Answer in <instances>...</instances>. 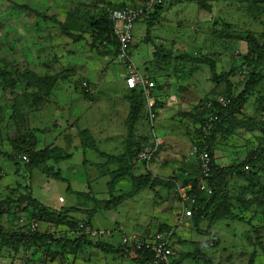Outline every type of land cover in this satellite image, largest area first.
Here are the masks:
<instances>
[{
  "label": "rangeland",
  "instance_id": "374dc122",
  "mask_svg": "<svg viewBox=\"0 0 264 264\" xmlns=\"http://www.w3.org/2000/svg\"><path fill=\"white\" fill-rule=\"evenodd\" d=\"M103 1L105 2L0 0V72L9 73L7 78L0 75V166L6 175L18 178L12 182L13 178L3 175L5 179L0 183V202L9 198L17 202L18 193L23 194L22 191L25 190H20L21 186L30 185L34 192L39 177L47 178V174L39 176L38 172L34 173L31 165L23 163H19L21 170L17 175L12 162L2 160L1 157L9 156L8 153L17 144L13 140L24 138L31 143L35 142L34 151L47 157L49 152L60 147L59 139L69 137L70 143H65L62 147L74 155L73 148L82 150L84 141L87 144L92 143L90 135H83L80 129H76L77 123H80L78 114L85 115L95 105L87 114V122L90 123L91 120L99 127L104 124V120L110 119V113L116 121L118 117L114 115V111H122L120 104L116 106L122 100L113 92L125 87L123 82L118 81L120 78L116 77L119 73V68L115 65L117 57L113 55L114 48L111 45L102 46L100 33L95 30L91 17L107 12L110 4L114 7L138 4L148 6L153 2L154 6L155 1L158 3L159 0ZM255 2L165 0L163 12L150 35L147 34V19L135 24L134 35L138 31L142 34L135 36L136 40H140L137 43L134 41L132 61L146 62L145 66L147 65L149 71H146L149 73L147 75L150 76L153 72L156 75V80H153L162 86L161 98L171 99L170 114L164 108H157L160 116L156 120L158 125L155 124V128L163 136L159 155L165 159L164 162L162 159L154 162V167H160V178L177 176L176 170L180 174L181 171H187L197 176V160L192 154L194 148H198L196 123L200 121L188 117L187 111L205 100H210L206 106L210 110L214 106L213 100L220 101L227 94L230 83L232 90L238 93L241 84L246 81L247 73L237 75L245 67L236 66L237 62L242 64L243 61H249V50L244 39L252 32L264 46V11L252 5ZM133 64L140 71L137 66L141 65ZM215 75L222 78L220 84L215 83ZM169 107L168 105L167 108ZM203 107L204 105L201 109ZM130 110L131 108L127 117L119 116L118 120L120 125L124 123L129 129ZM132 110L135 111L134 108ZM97 111L99 113L95 116ZM74 112L78 120L71 115ZM185 113L186 116H183ZM236 114L224 122L213 148L218 171L231 170L223 175L225 190L217 186L215 191L222 192L223 204H219L223 207H218L220 211H217V223L210 231L209 238L197 232L182 236L185 237L182 241L184 245L178 251L182 255L190 256L183 258L182 264H250L254 255V264H264V84L255 91L252 98L242 104L241 113ZM138 118L137 124L145 122L151 132L144 106L142 115ZM129 129H126V135L129 134ZM65 133L71 134L64 135ZM103 133V129H96L95 134ZM111 145L112 143L109 147L96 144L97 149L108 153L121 152L120 142H116L115 147H110ZM255 152L260 155L261 160L252 169L253 172H247L246 168H237ZM54 165L48 161L45 167L53 170ZM141 167L135 168V173L144 175L135 178L138 183H146L145 188L153 190V178L148 175L151 167ZM101 174L100 170L94 169L90 173L89 167L77 166L73 170L69 168L68 172L62 171L61 176L65 181L50 179L43 188H46V196H51L49 205L52 202L60 205V197L67 201L63 206H70V202H75L78 206L87 201L82 208L92 207L99 210L94 215L92 227L111 234L100 239H91L92 244H87L65 231V236H58H69L76 241L75 244L71 246V241L68 247L53 246L57 254L52 257L44 255L45 261L37 256V264H133L132 260L136 257L134 252L130 253L129 258H124L118 253H103L94 246L99 242L123 245V237L128 234L117 228L116 224L128 221V218L143 221L148 210H155L154 206L159 204H154L152 199L142 198L144 195L140 192L136 198L122 203L133 206L126 211L121 208L110 211L105 208V204L94 203V199L89 197L110 199L111 196L128 195L126 192L132 188L122 190L124 184L121 187L117 185L115 190L113 187H101L105 182ZM105 180L107 182V178ZM131 181L129 180V184L132 185ZM69 184H88L79 191L91 195H85V198L70 193ZM168 203H174L173 198ZM169 212L173 213L172 210ZM180 212L179 206L178 213ZM1 220L6 224L8 221L13 222V217L6 215ZM207 226L204 223L202 229H208ZM49 229L54 230L51 226ZM61 230L63 228L59 227L55 231ZM180 230L183 228L180 227ZM189 230L195 231L193 225ZM175 240L174 238V243ZM206 240L210 241L209 246L197 254V244ZM0 251V264H11L14 259L21 264H31L32 253L25 254V251L14 255L8 249Z\"/></svg>",
  "mask_w": 264,
  "mask_h": 264
},
{
  "label": "trees",
  "instance_id": "16d2710c",
  "mask_svg": "<svg viewBox=\"0 0 264 264\" xmlns=\"http://www.w3.org/2000/svg\"><path fill=\"white\" fill-rule=\"evenodd\" d=\"M93 2H97L98 0H92ZM256 1L255 3H252V5L258 7V10L264 11V0H254ZM101 2H105L101 0ZM165 0H159L158 3H156L153 6V12L150 13L148 16H146L143 20L147 19V34L150 35L151 30L153 29L155 22L161 15L164 9ZM111 5V4H110ZM143 7L145 5L143 4H138ZM125 7V5H122L120 7H114L111 5V7H108L109 9H121ZM210 9V8H209ZM257 10V9H255ZM91 15V14H89ZM91 21H94L93 26L95 30H97L100 33V42L103 44L102 46H108L111 45L114 48V56H118V43L116 39L113 37V27L112 23L109 20L108 17V10L107 12H103L101 15H97L96 17H91ZM244 41L247 43V49L248 51V59L249 61H243L241 63H236L237 68L242 67L244 70H241L237 75H243L242 73H247L246 81H243L241 84V88L239 89L238 93L232 90L231 83L229 84V89H227V94L224 95V99L228 102L226 107H223L219 100H213L214 101V106L210 109L207 110L206 106L209 104L210 100H205L203 103L200 101L198 104H195L192 108V110L187 111V116L189 117H194L196 118V121L198 119V123H196V133H198L197 138H199V135L201 134L200 126L204 125V122H207L210 117L213 116H218V121L216 124L213 122L212 124L215 126L213 133L211 134L208 144H209V151L212 155V158L214 156V144L217 135L219 134L220 130L222 129V126L224 122L230 117H233L235 113L238 115V113H241L242 111V104L247 102V99L252 98L255 95V91L258 90L263 84H264V46L260 44L259 40L256 38L254 33L249 32L247 35V38L244 39ZM158 57V55H156ZM244 59V58H243ZM204 61V60H202ZM201 63V62H200ZM239 64H241L239 66ZM0 75H2L4 78L9 77V73L5 74L4 72H0ZM226 80L228 81V76H226ZM214 81L217 84H220L222 82V78L218 77L215 75ZM160 87V86H159ZM158 84L156 88L153 90V94H156V91L158 90ZM127 99L130 103V119L131 123L129 124L130 129H129V136H128V145L125 153L123 155L117 156V157H110L108 160L109 161H114L118 165V169H116L114 172H112L111 181L108 183L109 187H113V190L115 189L116 185L119 183V181L130 177L133 181V186H134V193L140 192V190L144 189L147 185L146 183H138V180L132 176L131 172V164H132V158L134 153L136 156L138 155L139 152H141L144 148L146 147H137L135 152H133V147L136 145L135 142V136H134V124H136L139 120L138 117L142 115L143 111V106H145V98L144 94L142 92H138L136 90H130ZM160 99L156 100V107H164L165 106V100L164 101H159ZM207 102V103H206ZM143 105V106H142ZM193 105V104H192ZM204 105V107L201 109V107ZM142 106V107H141ZM132 108L135 109V111L132 110ZM146 111L147 115V120H148V111ZM138 113V114H137ZM207 113L205 116L204 114ZM137 114V115H136ZM182 114V113H181ZM183 116H186V113L183 114ZM198 117V118H197ZM205 117V118H204ZM149 123V120H148ZM156 127V126H155ZM204 127V126H203ZM83 135H90L91 134L87 131L84 130L82 131ZM92 138V143H85L84 141V148H91L93 150L98 151L96 142ZM14 144L12 148V153L9 156V160L12 162L14 166L19 167V163H22V161L19 159V156L21 155H28L29 157V163L25 165H31L32 170L38 169L47 174L48 176H54L58 177L57 174L53 172V170L46 169V163L48 161H53L54 164H59L61 162L70 160L73 157L72 153L68 152H63L59 148L53 149V151L49 154L47 157H45L44 154L36 153L34 151V145L36 144L31 143L28 140H24V138H20L16 140H13ZM197 143V141H196ZM198 144V149L202 147L201 144ZM203 144V143H202ZM151 146V145H149ZM148 146V147H149ZM201 146V147H200ZM199 152V150H198ZM135 156V157H136ZM45 158V159H44ZM196 160H198V156H194ZM261 160L260 155H258L256 152L252 153L248 159H246L241 165H239L237 168H246L248 167L249 169L246 170L247 172H253L252 169L256 167L258 162ZM213 179L210 180V185L214 189V194L211 197L204 196L198 191H193V195L197 197L198 202L200 205L195 209L194 215L191 218L193 222V228L195 232L201 235H206L208 238L211 236L210 231H212L213 226L217 223V211H220L218 207H223L222 203V192L221 193H216V188L221 187L223 190V184H224V172L228 171L229 169L224 171H218L217 165L215 163V160L213 158ZM198 168V165H197ZM231 171V170H229ZM3 169L0 167V181L3 178ZM53 174V175H52ZM254 175L253 173H251ZM148 175L152 177L151 172H148ZM183 177V178H182ZM200 177V171L198 168V174L193 175L192 173L189 176H181V177H176L173 176L169 178L167 181L165 180H156V184H166L168 187L171 189L176 188V184L180 183L182 179H185L186 183H192L194 186L197 185L198 180ZM149 182V180H146ZM24 188L25 190L23 191V194L18 193V201L14 202L9 199H5L0 202V208L3 209V211L0 213V219L3 216L9 215L14 209L16 210L14 213L15 218L17 216L21 218V215L25 214L26 218L28 221L35 219L38 221L40 227L39 230L35 234L28 235L26 233H23L21 230L22 228L19 227L18 223L13 224L10 227L1 225L0 223V250L8 249L11 253L14 255H19L22 252H27L29 250H33L36 252H42L44 255L47 256H53L54 254H57L56 249L52 248L53 246L61 245V246H69V243L71 242V246L75 244V240L70 238L69 236L66 237H60L58 235L65 236L66 233H64L63 230L61 231H55L59 226L65 225L69 228L70 231H75L79 228L80 223H84V225L92 227L91 220L94 214L97 212V209L94 208L91 211H82L81 209H76V208H63L60 212L56 211H50L48 208H46L44 205H42L40 202L35 200L31 194V187L28 185V187L21 186L20 190ZM17 194V191L14 192V195ZM130 197V194L128 195H121L118 197L111 196V198L106 201L102 202L100 204H105L107 207L111 210L112 207H118L121 205L124 200ZM94 203L99 204V202L94 200ZM220 203V204H219ZM15 205V208H14ZM96 209V210H95ZM12 210V211H11ZM77 212H84L87 217L84 220H76L74 217V213ZM11 216V215H10ZM70 219V221H68ZM13 223L16 222V219L12 220ZM80 221V222H79ZM19 222V219H18ZM204 223H207L208 229L204 230L202 229V225ZM46 225V228L43 229L42 226ZM49 226L53 227L54 230H50ZM43 230H42V229ZM173 230L172 227L168 226H161L159 228V231H171ZM56 232V233H55ZM61 233V234H60ZM175 233H173V237H175ZM130 236V235H128ZM142 239H147L150 237H141ZM76 239V238H75ZM70 240V241H69ZM80 241H83L84 243L87 244H92L91 240H88V237L86 236H80L79 237ZM78 240V241H79ZM192 243H196L193 240H191ZM209 240L203 241L201 243H198V252H200L201 249L209 246ZM103 243V244H102ZM96 249L101 250L103 253L105 252H110V253H118L121 254L123 253L124 256L130 257V253L134 252L136 254V259L135 262L136 264H153V255L150 251H137V250H132L128 249L126 250L123 245L119 246L118 248H115L107 243L104 242H99V244L94 246ZM202 251V250H201ZM21 252V253H20ZM19 253V254H18ZM65 255V253H64ZM255 256V255H254ZM254 256L250 260V264H254ZM178 262V260H177ZM28 264V263H26Z\"/></svg>",
  "mask_w": 264,
  "mask_h": 264
},
{
  "label": "crops",
  "instance_id": "0c3cea01",
  "mask_svg": "<svg viewBox=\"0 0 264 264\" xmlns=\"http://www.w3.org/2000/svg\"><path fill=\"white\" fill-rule=\"evenodd\" d=\"M137 34L140 35L142 33H141V31H138ZM137 34L135 33V36H137ZM139 40H136V37H135L136 43ZM134 52L136 53V47L134 49ZM133 62L135 64H140L141 66L144 65L143 66L144 68L141 67V66H137V65L136 66L138 68L140 67L139 68L140 69V72L141 73L143 72V74L145 73V75H146L147 78L154 79L156 77V75H153V72H151L152 74L150 76L147 75V74H149V73H147L149 71H148L147 65L145 66V63L146 62H143V63H142V61H133ZM117 63H118V61H117ZM117 63L115 65L118 66L119 73L116 75V77L120 78V80H118L119 82H123L125 84V87H124L123 90L122 89H119V91H117V92L116 91H113L114 94L116 96H118L119 98H121V100H122V103H118L116 105L118 107V105L120 104L122 111L121 112L118 111V110L117 111H114V115L117 116L118 118H116V121H115L113 119V117H112V114L110 113V119L109 120H104V124H101L99 127H97L91 120H90V123H88L87 122V119H88L87 114L91 111V109H93L95 107V105H94L92 108L89 109V111L85 115L82 116V114H78V119L80 120V123L79 124L77 123L76 129H80V131L87 130L91 134V136L94 138V140H96V144H98V145H107L109 147V144L112 143V145L110 147H115V143L117 142V144H118V142H120V144H121V152L116 153V154H113V153H108L106 151H103V150H101L99 148H98V151L93 150V149H90V148H87V149L83 148L82 149L83 151L82 150H79V148L78 149L73 148L74 155H73V157L70 160L61 162L59 164H55L54 167H53L54 168L53 169V172L55 174H57L59 176V178L58 177L51 176V175H49V176L47 175V178L44 179L42 176H40V174L41 175H45V173L42 172L41 170L34 169L33 170L34 173L38 172L40 177H39V180L36 183L34 192L31 190V194H32V196H33V198L35 200H37L38 202H40L42 205H44L50 211L60 212L63 208H69V209L70 208H76V209H81L82 211H88V210L91 211L92 209H94L92 207L82 208V207H85L86 206V202L87 201L84 202V203H81L80 205L77 204L78 206H76L75 202H70L71 203L70 206H67V205L66 206H63V205H65L67 203L66 199H65L64 203H60L59 200H58V203L60 205H57L56 202H52L49 205L48 200L51 198V196H48V197L46 196V193H45L46 188H43V186L46 184V181H50V179H56V180H60V181L61 180L65 181L62 178V176H61L62 171L67 170V172H68V169L69 168H71L73 170L77 166H79V167H89L90 173L94 169L100 170L102 172V174H101L102 179H103V181H105L104 184L103 183L101 184V187H104V186L109 187L108 183L111 181V174L116 169H118L117 163L114 162V161L113 162L112 161H109L108 159L110 157H117V156L123 155L125 153L126 149H127L128 136H129V134L126 135V132H127L126 129H129V128L125 127L124 126V123L122 125H120L119 122H118V120H119V116H121V118L124 115L126 117L128 116L130 107H129V101L127 99V96H128V94H129L130 91L127 89L126 83H125V79H126V69H125L124 65L119 64V63L117 64ZM159 77H160V75H159ZM154 80H156V79H154ZM159 86L160 85L158 84V88H157L158 90L156 91V94L154 95L155 96V99L156 100L157 99H160L159 100L160 103H161V101H164L165 100V106L164 107H161V108H164V111L167 114H170V108H172L171 105H170V100L171 99L161 98V94H162V90L163 89H161L162 86H160V87ZM95 97H96V95H95ZM166 99H168V100H166ZM168 105L170 106L169 108H167ZM145 110H147V109L145 108ZM98 113H99V111H97V113L95 114V116H97ZM71 115L75 118V120H78L76 118L75 112L72 113ZM121 121H122V119H121ZM137 123L134 124V126H133L134 127L135 142H136V145L133 147V152H135V150L137 149V147H141V146L148 147L149 145H151V143L153 141L152 132H150V130L147 128V126H145V122L140 123V124H137ZM96 129H99V130H102L103 129V131H104L103 135L104 136L101 135V134H95ZM147 130H148V132H147ZM148 133H149V135H148ZM66 134L70 135L71 133H65L64 135H66ZM158 135H160L161 137H163L160 133ZM99 138H101L100 141H99ZM59 142H60V144H58L60 146L59 149H61L63 152H67L66 150H64V147H62V145L65 144V143L68 145L70 143L69 137H66V138H63V139H59ZM160 149H159L158 153L156 154V156L154 157V159H153V161L151 163L152 165H150V167H151L150 170H151V174H152V178H153L152 179V184L154 183V186L155 187H154L153 190L148 189V187L147 188H144L143 190H140V193L142 195H144V196H142V198H146L148 200H151L152 199V202L154 204H159V205L158 206H154L155 207V210H153V211H149L147 209L148 210V214L145 215V218H144L143 221H139V220H136V219L128 218V221H125V222L123 221V222L117 223L116 224V227L119 228L121 231L125 230L126 231L125 233L128 234V235H130V236L136 235V236H140V237H151V236H153L159 230V228L161 226H168V227H172V228L173 227H176V235L174 237L176 240H175V243L174 242L172 243V245H173V248L175 250V260H176V264H178V263L179 264L180 263L182 264V259L183 258L186 259V258L190 257V256H185V254L182 255L183 253H180L178 251V249L180 247H182V244L184 245V242H182V241L185 240V237H182V236H185L186 233H188V235L190 236V234L192 232H195V231L189 230V228L192 227V225H193V222H191L192 220L190 221V219H182V217H181L182 216V213L181 212L178 213V210H179V203H178V201L179 200L178 199L175 200V198L177 197L176 194H175V190L173 188L171 189L166 184H161V183L156 184V182H155L156 180H158V181H160V180L167 181L169 179V176L166 177V178H163V177L160 178V176H161L160 175V170H159L160 167H154V162H156L157 159H162V158H160V155H159V153L161 152ZM188 150H189V147H188ZM188 150L186 152H188ZM190 152H189V154H190ZM11 153H12V151L10 153H8L9 156H10ZM135 153H134L133 158L131 160L132 161V164H131V168L132 169H131V172L130 173L134 177L139 176V175L142 176V175H144V173H140L139 175H137L135 173V168H142L141 166H144V163L143 162H140V160H138V158H137V156H136ZM9 156H7V157L6 156H3L1 158H2L3 161L5 159L9 161ZM164 160L162 159L161 161L164 162ZM50 162L53 163V161H50ZM19 170H21V169H19L18 166H15L14 171H15V173L17 175L19 174ZM142 171H139V172H142ZM175 174H177L176 177H181L183 175L184 176H189L191 174V172H187V171L186 172H182L181 171V174H180L179 171L176 170L175 171ZM3 175H5V177H8V178H13L12 182L13 181H16L18 179V178H15L13 175H6V173H3ZM27 176L30 177L29 175H27ZM5 177H3L2 180H4ZM33 177H34V175H33ZM106 178H107V182L105 180ZM125 179L121 180V182H119L117 184V185H119V187H121L122 184H124L122 186V188H121L122 190H125V189H127L129 187H132L130 189V191L128 189V191L126 192L127 194H130V197L127 198L126 200H124V202H126V201H128L130 199H134V198H136L139 195V193L137 195H133L132 194L134 192V188H133V181H131V178L130 177H127ZM129 180L131 181L132 185L129 184ZM1 181H0V183H2ZM88 184H90V182H88ZM87 185H85V184L84 185H82V184H80V185H77V184H69L68 185V192L70 191V193H74V194L79 195V196L82 195L83 197L86 198L85 195L88 196V195H91V194L90 193H82L79 190L82 187L87 186ZM126 186H128V187H126ZM115 189H116V187H115ZM146 192H149V193L148 194H145ZM131 195L134 196V197H132ZM104 197H106V196H104ZM89 198L91 200L94 199L95 201H97L99 203H102L104 201L106 202V201L109 200L108 198L101 200L97 196H91ZM172 198L174 200V203H171V204L168 203V200L169 199H172ZM94 200H93V202H94ZM129 207H133V206H131V205H123L122 204V205H119L118 207L111 208V210L117 209V208H121L124 211H126ZM171 210L173 211V213H170L169 212ZM15 211L16 210H13V212L11 214H9V215H11V217H13V220L16 219V222L13 223V222L8 221V223L6 222V224H4V221H2L0 219L1 225L10 227L13 224L18 223V219L20 220V218L18 216H17V218H15L16 217V216H14ZM98 211L99 210L97 209V212ZM179 214H180V216L178 217ZM73 215H74V217H75L76 220H84L87 217V215L84 212H80V213L77 212V213H74ZM77 215H79V216H77ZM21 218H26V215L25 214L21 215ZM93 219H94V216L92 217L91 224L93 222ZM181 220H182V222H180ZM68 221H70V219ZM154 221H156V223H154ZM59 227L63 228L64 233H65V231H69V228L67 226H65V225H62V226H59ZM180 227H182L183 230H180ZM42 228L45 229L46 228V225L44 224L42 226ZM96 230H98V229H96ZM176 241H178L179 244L176 243ZM105 243H107V242H105ZM107 244H109V245H111V246H113L115 248H118L119 246H121V243H119L118 245H112L110 243H107ZM30 251L27 254L32 253V255H33L31 257V264H34V262H35V264H37L36 263L37 262L36 261V257L37 256H40V260H44L43 259V256H44L43 253H37L36 251H33V250H30ZM177 251H178V253H177ZM0 253H2V251H0ZM121 254H122V256H124L123 253H121ZM125 257L126 256H124V258ZM128 258H129V256H128ZM135 259H136V257L132 260L133 264H136ZM177 260H178V262H177ZM14 261H15V259L12 260L11 264H13V263L14 264H21V263H19L18 260L15 261V262ZM54 264H59V263L55 262Z\"/></svg>",
  "mask_w": 264,
  "mask_h": 264
},
{
  "label": "built area",
  "instance_id": "2783aa9c",
  "mask_svg": "<svg viewBox=\"0 0 264 264\" xmlns=\"http://www.w3.org/2000/svg\"><path fill=\"white\" fill-rule=\"evenodd\" d=\"M152 4L153 2L145 7L141 5H127L121 9H108V17L113 27L112 34L118 43L117 61L126 66V86L129 90L142 92L145 98L153 141L150 147L144 148L138 153V159L146 163L152 161L163 144V139L155 130L156 120L160 116L156 107V99L153 94L157 82L153 79L146 78L137 70L133 64L131 54L135 41V24L153 12ZM219 102L223 107H226L228 104L224 98H221ZM217 121L218 116L210 117L207 122H204V127L200 126L201 134L199 135V138H196L197 143L202 145V147L200 146V149L194 148L193 154L198 156L197 165L200 171L197 185L194 186L192 183L184 184L186 183L185 179H182L180 183L176 184L175 191L179 198L182 219H191L194 215L195 209L200 205L197 197L193 195V191H198V193L207 197H211L214 194V189L210 185V180L213 179L214 165L212 155L209 151L208 140L215 128L212 123L214 122L216 124ZM19 158L23 163H29L28 155H21ZM246 169L249 168L246 167ZM64 201L65 198H59L60 203H64ZM2 211L3 209L0 208V213ZM180 222H182V220ZM18 225L22 228L21 231L28 235L35 234L40 227L38 221L35 219L27 221L25 218H20ZM174 232V230L168 232L159 231L147 239H142L140 236L136 235L125 236L123 237V246L126 250L150 251L153 255V264H176L175 250L172 245ZM110 234V232H101L93 227L86 226L84 223H80L79 228L76 231L69 230L70 236L75 238L86 236L88 237V240L100 239L109 236Z\"/></svg>",
  "mask_w": 264,
  "mask_h": 264
},
{
  "label": "clouds",
  "instance_id": "9594fccd",
  "mask_svg": "<svg viewBox=\"0 0 264 264\" xmlns=\"http://www.w3.org/2000/svg\"><path fill=\"white\" fill-rule=\"evenodd\" d=\"M120 64V63H119ZM122 64V63H121ZM124 67H125V69H126V66L124 65ZM139 71V70H138ZM140 72V71H139ZM141 73V72H140ZM143 74V73H142ZM144 75V74H143ZM145 76V75H144ZM146 77V76H145ZM147 78V77H146ZM150 79H152V78H150ZM126 80V79H125ZM126 83V82H125ZM127 87V86H126ZM128 89V88H127ZM129 90V89H128ZM130 91V90H129ZM150 126V125H149ZM155 130H156V128H155ZM157 131V130H156ZM157 133H158V131H157ZM159 134V133H158ZM162 138V137H161ZM151 145H152V143H151ZM163 145V144H162ZM150 147V146H149ZM147 148V147H146ZM161 148V147H160ZM159 151V150H158ZM158 153V152H157ZM156 153V154H157ZM156 156V155H155ZM154 156V157H155ZM192 156H195V155H193L192 154ZM137 158H138V155H137ZM213 158H214V156H213ZM154 159V158H153ZM153 159H152V161H153ZM139 160V159H138ZM215 160V159H214ZM141 161V160H140ZM152 161L150 162V163H146V162H144V161H141V162H143L144 163V165H147L148 167L151 165V163H152ZM23 163V162H22ZM23 164H25V163H23ZM175 190V189H174ZM175 194H176V196H177V193H176V191H175ZM178 197V196H177ZM178 200H179V198H178ZM179 206H180V204H179ZM181 209V208H180ZM13 212V211H12ZM191 220V219H190ZM173 230L175 231L174 233L176 234V228L175 227H173ZM172 231V230H171ZM173 239H174V237H173ZM173 243V242H172ZM32 250V249H31ZM30 251V250H29ZM29 251H27V252H25V254L26 253H28ZM27 263V262H26ZM26 263H24V264H26Z\"/></svg>",
  "mask_w": 264,
  "mask_h": 264
}]
</instances>
